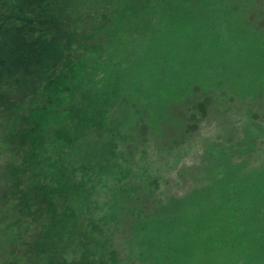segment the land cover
<instances>
[{"label": "rangeland", "instance_id": "rangeland-1", "mask_svg": "<svg viewBox=\"0 0 264 264\" xmlns=\"http://www.w3.org/2000/svg\"><path fill=\"white\" fill-rule=\"evenodd\" d=\"M76 1L0 0V80L8 83L0 95V136L21 147L16 140L24 119L16 116L17 106L31 105L36 88L42 90L49 77L58 81L66 67L65 83L43 89L42 95L61 96L62 112L77 121H68L70 130L63 131L61 125L68 122H62L63 115L56 119L73 155L43 144L40 154L25 163L18 155L9 160L8 147L1 145L0 264H264V27L248 19V8L255 9L251 0H240L235 10L218 0H160L143 33L125 20L127 15L122 23L118 19L129 13L131 0H82L74 10ZM256 8L264 12V3ZM92 27L96 37L102 29L123 35L94 48L85 45L95 38L87 33ZM108 70L110 93L131 103L118 102L116 110L141 111L154 145L174 140L173 126L184 122L150 124L157 112L167 111L165 102L184 99L181 105L188 107L196 95L200 101L211 97V110L225 100L219 107H225V115L216 118L223 126L236 122L235 146L209 153L199 164L194 160L183 184L171 183L172 188H110V178L107 188H100L97 178L83 177V164L101 141L98 131L105 124L98 115L106 102L97 97L90 103L89 94ZM83 84L90 89L83 90ZM86 110L90 116L83 121ZM165 127L173 130L163 138ZM234 149L239 152L233 154ZM153 155L136 157L144 178L151 172L146 164L172 177L163 167L168 156ZM48 165L56 172L57 188L34 177ZM22 197L29 204H17ZM90 237L107 242L87 250Z\"/></svg>", "mask_w": 264, "mask_h": 264}, {"label": "trees", "instance_id": "trees-1", "mask_svg": "<svg viewBox=\"0 0 264 264\" xmlns=\"http://www.w3.org/2000/svg\"><path fill=\"white\" fill-rule=\"evenodd\" d=\"M89 1L90 2L93 1L92 3H94L97 0H89ZM110 1L115 2L114 0H110ZM242 1L246 2L247 0H242ZM263 1L264 0H251L255 9L251 10L253 8L251 7L248 8V12H247L248 19L251 20L256 27L259 26L264 27V16L263 18H258V14L264 12H262V10H258V12H255V10H257L256 8L257 5L258 4L262 5L264 3ZM79 2L81 3L82 0H77L75 2L74 10L77 9V7L79 6V5L77 6ZM98 2H104V1L100 0ZM122 2H125V0H123ZM218 2L220 5L225 7V9L228 8L235 10L237 6V2L239 3L240 0H218ZM159 3L160 0H131V2L127 4L128 9L126 8V12L129 13L126 14L124 12L123 14H121L122 17H120V15L118 16L119 17L118 19L119 21L121 20L120 23H122L123 16L126 17L127 15L126 19L125 18L124 19L127 20V22L132 27L135 25L138 33H143L152 24L153 10L157 7L159 8ZM123 6L120 5L119 7H123ZM111 8H112V4H111ZM185 8L186 7H184V5L180 6L181 11L183 12ZM116 26L118 27V25ZM100 31L102 36L96 37V34L98 32L97 28L92 27V30H87V33H91L92 35L95 34V38L93 40L87 39L89 44H85V45H92L95 46L94 48H99L104 46V44H109L113 40L122 37L123 35V32H119V30L117 29L115 31L109 30L108 32H106V30L104 29ZM120 40H123V38H121ZM95 51L96 50H93L92 53L95 54ZM99 54H101L102 57L105 56V53H102L101 51H99ZM81 64L83 65L82 68L85 69L84 63ZM68 69L69 68L67 67L63 69V71L60 73L61 77L60 79H58V81L53 80L52 77H49L47 80H45L44 88H42V90L40 88H36L35 93L33 92V94L30 95V98L28 100L29 103L32 102L31 105L28 104V106H24V105L17 106V108L20 109V114L17 113L16 116L18 115L21 118L23 117L24 127L22 128L21 132L17 134L16 141L19 140L21 147L23 146V150H21V147L18 146L17 142L14 141L12 142V140L10 139L6 140L5 138L6 136L4 137L0 136V147L1 145L2 147L4 146V149L8 147V149L5 151L6 153H9L8 154L9 160L11 161L14 160L17 155L21 156L24 162L27 159L29 160L33 158V155L36 157L38 154H40L39 153L41 152L40 148H42L43 144L44 147L45 146L48 147V150L51 151H53V149L61 152L64 151L65 153H69V155H73L75 153L74 150H71L64 146V143L66 141L64 140L63 143L64 138H62V136H59L60 132L66 131V127H68V129L70 130L69 128V126H71L70 122L71 123L74 122L70 118L71 116L67 112L66 113L62 112L61 103L64 102L60 100L62 99V97L59 96L60 98L59 97L56 98L58 94L56 95L54 93L53 96L55 95L56 96L51 100V96L42 95L43 89H45L44 91H46V89H52L54 88L53 85L55 86L58 82L64 84L66 81L65 72ZM83 69H81L80 71H83ZM71 71H70V75H71ZM107 72L108 75H105L106 78L102 79L103 83H100L99 85L97 84L96 88L94 86L95 88L94 92L89 94V96H91L89 98L91 100L90 103H92V101L96 102L97 97L99 98V102L101 104L106 102L105 108L103 110L101 109L99 113L100 115H98V117H100L105 121V124H103V126H101L100 130L98 131V134L102 137L101 141L95 145L94 149L89 150L90 152L88 154H90L91 157L85 159V164H83L85 171V172L83 171V177L86 179L88 177L97 178L98 185L100 188L101 186L102 187L106 186L107 178L111 179L108 182L110 183L111 186L110 188H145V187L172 188L174 186H171L172 185L171 183L183 184L182 182L187 178L184 177L187 175L185 173L188 172V170L190 171L193 168L192 166L195 165L194 160H197L196 163L199 164L203 162V159H206L207 154L222 153L221 151L222 147L227 149L228 146H232L233 143H235L234 139L236 137L235 134L238 128V126L234 125L236 124V122L233 121L230 126H223L221 121L218 122L217 121L218 118H216L217 115L220 114L218 116L220 117L225 113L224 110L225 107L219 108L221 107L222 104L224 105L226 104L225 100L222 101L223 102L222 104L216 101L217 105L215 104L214 108L211 110L208 108V106L214 103L211 97H208L206 100L200 101L199 99H196V95H194L193 97H191L189 102L190 106L188 107L181 105L184 99L179 100L176 98L168 103L165 102L166 104L165 106H167L166 107L167 111L163 110L162 112V110H160L159 112H157L158 115H155L154 118H152L150 124L154 126L155 124H158V122H161V120H165L164 122L165 124L166 122L174 123L176 121L175 119H178L179 121L181 119L184 120L182 126H173L174 127L173 129H175L174 131L176 132L174 135L175 137L174 140L168 139L167 141L169 142L163 141L161 143H158L159 145L158 144L154 145L155 144V143L153 144L154 134H152L148 130V124H147L148 120L147 119L145 120L143 115H140L141 113L139 112L141 111L138 112L137 111L138 109L136 110L131 108L130 109L126 108L124 110H118L117 108L116 110L115 105L120 107V105H118V102L124 103L123 105L125 107H127V105L131 106V103H129V100L123 97L120 98V96H114L113 94L110 93L108 86L111 85L113 74L111 73L110 70H108ZM55 74L56 73L52 75L54 76ZM7 85H8L7 82H3L2 80H0V95L2 92L4 93V91H8V88L6 87ZM81 87H83L82 88L83 90L90 89L88 84H83ZM44 99L46 100L44 101ZM78 103H80L81 106L84 105L82 100H80ZM111 108L113 109L111 110ZM133 110H136V112L131 113ZM89 112L90 111L87 110L84 111L80 119L84 121V119L90 116ZM61 115H63L62 122L66 121L67 123L68 121H70L64 126L61 125V129L63 127V131L59 129L58 123L56 122L57 117H61ZM64 115L65 116L69 115V119H64ZM94 115H96V113H94ZM262 121L264 122V119ZM76 122L77 121H75L74 123ZM82 123L83 122L81 121L78 122L80 126L82 125ZM123 123L128 125H124ZM82 126H84L85 128L88 127V125L86 124ZM54 127L58 129L57 133L55 131L49 130V129H54ZM172 130L169 129V127L168 128L165 127L163 129L164 133L162 134V137L165 138V133H170ZM262 134H264L263 129H262ZM46 136L48 137L47 140L45 139ZM57 137L62 139H58ZM166 137L168 136L166 135ZM205 137L210 138L209 139L210 141L208 143L206 141V144L203 143L202 141ZM43 152L45 153V151ZM232 152L233 154H237L239 152V149L238 150L234 149L232 150ZM153 153H157L158 155L161 156L164 155L168 156L167 157L168 160L164 161L163 167L168 171L171 170L172 177L165 176V174L160 173L161 167L158 168L157 166H151L150 164H146L150 168L151 172L149 175L147 171L146 177L144 178V170L142 171V169L138 168V167H142L141 166L142 164L139 163L140 160L136 157H138L139 154L141 155L143 154V156L147 155L152 157L154 156ZM50 154L47 152V155ZM202 157L204 158L201 159ZM33 166H36V164ZM44 168L45 169L41 168L38 172H36L34 174V177L35 178L37 177V179L38 177L39 178L41 177L47 183L51 182L53 185L56 186L55 184L56 178H54L56 172L52 171L53 167H50L48 165V167H44ZM23 171L24 170L22 168L21 173H23ZM49 175H51V180L48 177ZM145 181H146V185L148 186L145 185ZM30 182H32V180ZM62 183H64V178L62 179ZM61 185L62 184H60V186ZM46 187L48 186L46 185ZM17 200H18L17 204L20 203V205H25V206L29 204L28 200L23 199V197ZM31 204L32 203H30V205ZM53 215H56V213L54 212ZM61 216L62 217L59 219L61 225L59 227H60V231L64 232L63 223L66 222L64 221L66 219L64 218L65 216L63 215ZM106 219L109 220V218ZM211 220L215 221L214 218H211L210 221ZM101 223L105 225L104 224L105 221ZM78 228L81 231L82 227L80 225L78 226ZM106 242L107 241L102 238L97 239L93 237V239H91L90 237L89 240L90 245H87L85 248H87L88 250V246H90V249L91 248L94 249L95 247L96 248L101 247L102 244L103 243L106 244Z\"/></svg>", "mask_w": 264, "mask_h": 264}]
</instances>
